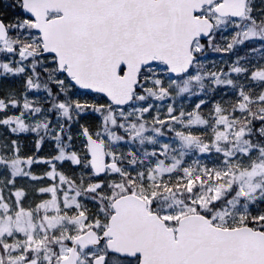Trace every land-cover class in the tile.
I'll return each mask as SVG.
<instances>
[{
  "label": "snow or ice",
  "instance_id": "obj_1",
  "mask_svg": "<svg viewBox=\"0 0 264 264\" xmlns=\"http://www.w3.org/2000/svg\"><path fill=\"white\" fill-rule=\"evenodd\" d=\"M0 202L37 210L0 264H157L129 205L264 264V0H0Z\"/></svg>",
  "mask_w": 264,
  "mask_h": 264
},
{
  "label": "water",
  "instance_id": "obj_2",
  "mask_svg": "<svg viewBox=\"0 0 264 264\" xmlns=\"http://www.w3.org/2000/svg\"><path fill=\"white\" fill-rule=\"evenodd\" d=\"M183 222L191 226L188 235L190 243L184 250H176L165 247L158 239V233L163 232V224L160 221L157 225H147L138 215L134 206L129 205L121 226L122 241L118 245L123 251L150 249L151 258L157 264H184L186 261H201L215 258L217 253L202 246L199 243L201 226L195 218H188ZM134 236V238H130ZM224 258H249L246 245H241L237 250H228L221 254Z\"/></svg>",
  "mask_w": 264,
  "mask_h": 264
},
{
  "label": "rangeland",
  "instance_id": "obj_3",
  "mask_svg": "<svg viewBox=\"0 0 264 264\" xmlns=\"http://www.w3.org/2000/svg\"><path fill=\"white\" fill-rule=\"evenodd\" d=\"M31 193V189H29ZM57 203V197L51 200H46L40 205L41 209L45 211L49 208L55 209ZM5 205L0 202V209H3ZM36 209H31L29 211L26 208L14 211L11 216L7 213L0 214V234L9 232H31L33 230V225L37 222L34 213ZM58 217L55 215H49V217L44 221L46 224H52L57 221Z\"/></svg>",
  "mask_w": 264,
  "mask_h": 264
}]
</instances>
